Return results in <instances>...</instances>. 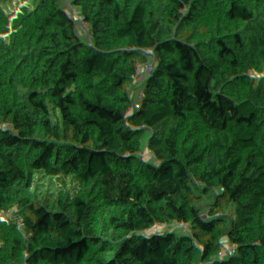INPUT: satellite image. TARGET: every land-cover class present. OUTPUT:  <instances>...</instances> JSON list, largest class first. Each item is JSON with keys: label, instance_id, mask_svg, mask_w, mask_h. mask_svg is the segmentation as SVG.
I'll return each mask as SVG.
<instances>
[{"label": "trees", "instance_id": "1", "mask_svg": "<svg viewBox=\"0 0 264 264\" xmlns=\"http://www.w3.org/2000/svg\"><path fill=\"white\" fill-rule=\"evenodd\" d=\"M263 64L264 0H0V264H264Z\"/></svg>", "mask_w": 264, "mask_h": 264}, {"label": "built area", "instance_id": "2", "mask_svg": "<svg viewBox=\"0 0 264 264\" xmlns=\"http://www.w3.org/2000/svg\"><path fill=\"white\" fill-rule=\"evenodd\" d=\"M168 34L171 38L178 40V35L171 32L170 30L168 31ZM243 94V92L241 93ZM30 148V147H28ZM32 149V148H30ZM40 157V156H39ZM40 162L43 165V159L41 158ZM99 185L103 188L102 193H100L99 195H93L91 196L90 199V205H91V209H90V213L96 217V221H93V224L91 226V233L88 236V240L93 242L95 239V236L99 230V224L97 221V216H99L100 212L102 209H104L106 207V205L108 204L109 198H110V191L108 188V184L105 181H102L99 183Z\"/></svg>", "mask_w": 264, "mask_h": 264}, {"label": "rangeland", "instance_id": "3", "mask_svg": "<svg viewBox=\"0 0 264 264\" xmlns=\"http://www.w3.org/2000/svg\"><path fill=\"white\" fill-rule=\"evenodd\" d=\"M260 55H263V53L262 54H260ZM262 68V69H261ZM258 70H262V72H261V74H260V76H259V79H260V81H261V84H262V88L260 89V92L263 90V88H264V64L262 65V66H260L259 68H258ZM24 125L28 128V127H30V125H31V120L28 118V119H26V120H24ZM246 133L245 132H240V133H238L237 134V141H240L241 139H242V137L245 135ZM22 143L25 145V147L27 148V147H30V148H33L34 149V146L28 141V140H26V138L24 137V136H22ZM29 148V149H30ZM33 149H31L30 150V154H29V158H30V163H31V165H32V167L34 168V170H35V172L38 174V175H42V176H45V172H44V170L42 169L44 166L42 165V163L40 162V160H41V157H39V156H37L36 154H35V150H33ZM100 215V214H99ZM90 219L91 220H93V219H95V221H96V217H94V216H91L90 217ZM97 221H98V216H97ZM231 231V230H230ZM230 231L228 232V234H227V236H228V238L232 235L231 233H230Z\"/></svg>", "mask_w": 264, "mask_h": 264}]
</instances>
